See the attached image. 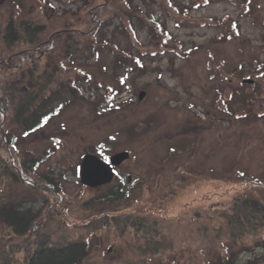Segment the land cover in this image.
I'll return each instance as SVG.
<instances>
[{
	"label": "rangeland",
	"instance_id": "rangeland-1",
	"mask_svg": "<svg viewBox=\"0 0 264 264\" xmlns=\"http://www.w3.org/2000/svg\"><path fill=\"white\" fill-rule=\"evenodd\" d=\"M129 2L154 14L175 41L164 47L177 53L162 54V46L153 44L149 20L131 15L135 41L143 44L135 48L134 39L117 29L119 19L111 18L124 0H0V21L29 17L45 26L44 43L56 47L58 40L59 46L56 53H38L32 60H4L1 95L3 80L21 78L19 86L30 76L27 70L20 77L26 69H71L75 74L58 78L74 79L78 90L75 95L65 89L39 114L54 108L57 116L26 137L9 115L3 121L0 116V128L15 135L17 151L32 152L39 159L37 172L54 177L62 190L56 197L0 173V200L34 211L46 202L53 209L45 225L52 239L89 240V254L80 264H220L216 253L223 255L226 248L235 264L254 261L264 246L244 248L228 240L223 217L242 213L245 199L264 201V0H252L246 13L235 0H209L190 9L194 18L224 20L221 27L189 24L184 15L177 25L163 4L168 0ZM96 19L108 21L94 35ZM220 32L235 38L219 40ZM65 47L72 51L69 57ZM9 50L0 43V60ZM220 58L225 77L216 69ZM141 91L145 95L138 100ZM220 99L228 106L220 109ZM121 151L129 157L115 167L110 182L96 188L79 182L83 155ZM95 211L122 218L92 231L87 224L99 215ZM135 217L143 227L132 225ZM152 231L158 253L144 259L139 249L147 237L142 235ZM19 245L21 239L0 221V247Z\"/></svg>",
	"mask_w": 264,
	"mask_h": 264
},
{
	"label": "trees",
	"instance_id": "trees-1",
	"mask_svg": "<svg viewBox=\"0 0 264 264\" xmlns=\"http://www.w3.org/2000/svg\"><path fill=\"white\" fill-rule=\"evenodd\" d=\"M122 9L114 11L111 14V18L117 17L119 23L117 29L130 38L133 46L138 49L143 44L137 43L134 37V29L132 27V22L130 16L134 15L140 22L142 19L149 20L147 25L151 32V38H155L153 44H160L162 46L161 53L165 54L167 52L177 53L178 51H173V48H165L166 42L173 40V37L164 29L163 24L154 18L153 13L145 14L143 11L135 9L129 0H124ZM157 1V0H153ZM240 5H243V11L249 12L250 8L248 3L252 0H235ZM203 3H209V0H168L167 3L163 2L165 8L172 12L176 16L175 20L177 25H182L179 22V17L184 15L188 19L189 24H195L199 27L213 26L221 27L225 25V21L222 19L216 20L215 18H194L189 15L190 9L193 7L199 8ZM169 5V6H168ZM50 10V9H49ZM53 12L52 10H50ZM125 16L128 17L125 19ZM92 17V16H91ZM174 18V16H172ZM171 17V18H172ZM94 19V17H92ZM14 18L13 16L6 17L3 22L0 21V43H2L7 49H10L6 54V57L0 60L1 63H5L4 60L14 59L17 56H21L20 60L33 57L38 53H43L47 51L48 54L56 53L58 51V40L54 43H44L41 40V36L44 32L43 24L30 19L29 17ZM187 20V19H186ZM108 20H97V28L92 29V33L95 35L103 24ZM233 29V26L231 27ZM237 34L238 30L233 29ZM237 30V31H236ZM233 33V32H232ZM58 38V32L53 35ZM235 38V35H229L225 32H220L217 35L219 40H226ZM160 37L161 41L160 42ZM174 41V40H173ZM175 42V41H174ZM117 50L121 52H126L124 49L118 47L114 44ZM175 46H180V44L175 43ZM26 47H29L26 49ZM181 47V46H180ZM65 55L69 57L72 54L70 47H65ZM60 51V50H59ZM141 51V50H139ZM140 54L157 56V51L147 52L143 51ZM221 59V60H220ZM218 61L216 69L221 72V76H224L222 72L224 63L222 58ZM14 61V60H13ZM15 63V62H14ZM258 64V70L262 69V64ZM256 64V65H257ZM2 66V65H0ZM261 66V67H260ZM17 67H21L18 66ZM29 71V78H26L19 86L17 83L21 78H16L12 80H3V93H0V116L6 119L9 115V120L17 129L20 130V134L23 137L34 133L38 129L47 125L53 116H57L54 108H48L47 113L39 116L44 108L49 107L52 102L58 99L61 93L67 89L72 94L77 93V89H74L73 83L74 79L70 78H58L60 74H66L67 72H73V70H58L54 69L33 72L32 69L21 70L20 77L25 75ZM241 70V69H240ZM224 71V70H223ZM9 75V73H8ZM77 90V91H76ZM225 94V93H222ZM76 95V94H75ZM229 98L232 97V92L227 93ZM221 106L227 107L229 103L220 99ZM54 109V110H53ZM225 110H228L225 108ZM0 126H3L0 124ZM27 134V135H25ZM0 173L1 175L8 177L14 181H21L28 183L34 187H38L39 190L45 192H52L54 196H59L62 192L60 187V182L47 174H39L37 172L39 159L32 154V152H20L17 151L16 147V137L11 132L6 129L0 128ZM96 154L107 159L104 153L96 152ZM34 173V176L31 175ZM36 182L38 184H36ZM0 200V221L3 222L11 232L18 238L21 239V248L0 247V264H80L83 259H85L89 254V240L87 237H65L58 240L52 239L49 234L45 231V225L49 220L50 213L53 212L51 206H44V204L37 210L25 209L23 210L20 203L10 202L2 204ZM240 203L244 205L245 210L242 213H236L233 211L230 214H226L223 217V227L226 228L225 236L228 240L235 241L242 245V247L247 248L253 245L264 246V201L259 202L257 200H243ZM235 207L232 206L231 209ZM50 214V215H49ZM53 214V213H52ZM98 216H93L88 220L87 228H91L92 231H97L101 227L110 226V220H116L117 218H122V216H109L107 211H95L93 213ZM91 216V215H90ZM124 216V215H123ZM97 217H100L97 220ZM117 217V218H116ZM129 218V216H125ZM93 223H99V225L92 226ZM135 224L144 226L142 224L141 218L135 217L132 221V225ZM139 228V227H136ZM143 229V228H142ZM153 232V231H152ZM150 232L149 234L142 235L146 238V244L142 245L139 249L141 256L145 257L155 256L158 253V246L156 243L155 233ZM140 244L137 246V248ZM220 264H235L232 253L227 250L223 252V255L216 253ZM143 263H145L143 261ZM246 264H264V254L260 255L259 258L254 259Z\"/></svg>",
	"mask_w": 264,
	"mask_h": 264
},
{
	"label": "water",
	"instance_id": "water-1",
	"mask_svg": "<svg viewBox=\"0 0 264 264\" xmlns=\"http://www.w3.org/2000/svg\"><path fill=\"white\" fill-rule=\"evenodd\" d=\"M145 92L141 91L138 100H141ZM129 157L127 151H121L109 156L107 159L94 154H85L78 167L79 182L89 188H96L110 182L114 177V168ZM125 179L129 180L128 175Z\"/></svg>",
	"mask_w": 264,
	"mask_h": 264
},
{
	"label": "flooded vegetation",
	"instance_id": "flooded-vegetation-1",
	"mask_svg": "<svg viewBox=\"0 0 264 264\" xmlns=\"http://www.w3.org/2000/svg\"><path fill=\"white\" fill-rule=\"evenodd\" d=\"M245 80V79H244ZM244 80H242V81H244ZM250 81H252V80H250ZM115 171H114V177L117 175L116 174V168L114 169Z\"/></svg>",
	"mask_w": 264,
	"mask_h": 264
},
{
	"label": "snow or ice",
	"instance_id": "snow-or-ice-1",
	"mask_svg": "<svg viewBox=\"0 0 264 264\" xmlns=\"http://www.w3.org/2000/svg\"><path fill=\"white\" fill-rule=\"evenodd\" d=\"M25 135H27V134H25Z\"/></svg>",
	"mask_w": 264,
	"mask_h": 264
}]
</instances>
